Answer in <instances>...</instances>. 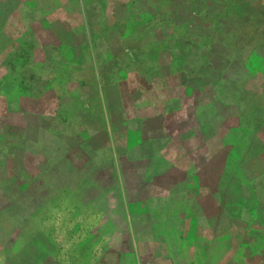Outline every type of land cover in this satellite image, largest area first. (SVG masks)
<instances>
[{
	"label": "crops",
	"instance_id": "1",
	"mask_svg": "<svg viewBox=\"0 0 264 264\" xmlns=\"http://www.w3.org/2000/svg\"><path fill=\"white\" fill-rule=\"evenodd\" d=\"M70 1L54 14L69 12L68 39L50 23L23 27L31 63L52 81L38 108L24 110L38 113L40 127L65 123L85 134L87 153L74 160L86 159L92 178L104 175L88 208L118 209L133 244L110 250L116 260L105 264H264V116L257 110L240 126L239 109L225 112L224 59H199L198 71L196 59H180L176 72L175 59H159L176 30L191 33L159 25L160 7L171 11L174 0ZM224 129L236 137L224 139Z\"/></svg>",
	"mask_w": 264,
	"mask_h": 264
},
{
	"label": "rangeland",
	"instance_id": "2",
	"mask_svg": "<svg viewBox=\"0 0 264 264\" xmlns=\"http://www.w3.org/2000/svg\"><path fill=\"white\" fill-rule=\"evenodd\" d=\"M69 2L0 0V264H105L106 258L116 260L108 256L110 250L129 251L133 246L118 209L103 215L100 207L88 208L93 201L97 204L96 189H102L104 175L94 173L92 178L86 159L74 160L81 151L87 153L85 134L65 123L61 128L52 123L40 127L38 113L27 112L38 108V94L46 84L52 87V81L31 63L35 52L22 40L23 27L31 23L37 32V24L50 23L68 39L69 12L57 18L54 14L61 3L68 7ZM172 4L171 11L160 7L159 25L187 27L191 33L176 30L174 46L159 49V59H175L172 72L181 71L180 59H196L191 65L197 71L204 67L199 59H224L219 72L225 112L239 109L240 126L254 123L257 110L264 116V83L259 74L264 73V59L252 58L264 51V0H174ZM96 19L102 22V15ZM200 28H207L201 31L208 34L203 43ZM51 98L42 99L46 103ZM235 121V117L226 120ZM205 134L209 136V129ZM230 136L236 137L224 129L223 138ZM107 180L104 187L112 188L113 178Z\"/></svg>",
	"mask_w": 264,
	"mask_h": 264
}]
</instances>
